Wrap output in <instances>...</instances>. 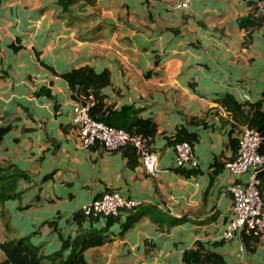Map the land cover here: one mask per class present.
<instances>
[{"label":"crops","instance_id":"crops-1","mask_svg":"<svg viewBox=\"0 0 264 264\" xmlns=\"http://www.w3.org/2000/svg\"><path fill=\"white\" fill-rule=\"evenodd\" d=\"M180 1L79 0L63 11L56 0H0V125H9L0 171L16 178V194L0 201V240L28 235L49 253L80 228L117 233L141 210L121 234L87 247L85 264H182L196 239L220 255L207 264H264V231L247 245L239 232L221 237L231 215L226 185L245 177L224 162L242 114L255 104L264 110V12L253 16L255 0ZM82 64L109 70L101 92L111 108L132 105L154 121V174L138 158L131 164L124 148L77 144L74 100L59 73ZM42 86L51 96L35 93ZM223 94L239 114L217 101ZM178 128L195 167L174 164ZM6 179L0 174V184ZM109 190L142 204L109 222L78 223L74 213Z\"/></svg>","mask_w":264,"mask_h":264},{"label":"trees","instance_id":"trees-1","mask_svg":"<svg viewBox=\"0 0 264 264\" xmlns=\"http://www.w3.org/2000/svg\"><path fill=\"white\" fill-rule=\"evenodd\" d=\"M79 0H56V3L63 11L68 10L69 5L78 2ZM86 3H92L93 0H82ZM245 18H241L240 25L244 26ZM65 80L67 87L70 90V96L73 100L84 103L88 95L92 97V104L88 107V113L95 119L101 120L107 124L124 129L130 134L140 135L144 138L146 147L150 148V138L155 131V123L150 117H141L137 115V108L132 105H122L118 109L111 108L105 102V95L101 92V88L110 83L109 70L103 67L95 70L88 64L71 67L59 73ZM36 94L43 93L46 96H51L47 87H40ZM217 101L224 106L230 107L235 116L241 112V108L227 94L220 95L216 98ZM264 103V93L261 98ZM243 121L257 128L262 134V142L260 149L264 148V110L256 104L252 109L242 114ZM9 125H0V140L4 133L8 130ZM179 128L176 130L178 139H186L184 134L180 133ZM124 154L129 158V162L133 164L137 162V153L135 149L128 145L124 147ZM133 159V160H132ZM177 170L187 173L188 170H183L176 167ZM262 184H264V174H260ZM13 177L9 182L0 184V201L5 198L14 196L16 193L12 191ZM142 211L128 214L122 228L117 233L108 231L105 227L102 228H80L72 238H65L60 248L49 252L42 253L39 247L33 245L29 241L28 235L18 236L13 239L0 240V250L3 253V258L0 259V264H85L83 251L90 246L101 244L105 241H110L114 236L121 234L128 228L138 217ZM85 216L81 209L74 213V217L79 223ZM99 217V216H87ZM108 222L111 215L103 216ZM244 245L257 240V235L247 236L245 233L241 235ZM182 264H207L217 263L220 261V255L217 252L207 249L200 240H194L192 245L182 251Z\"/></svg>","mask_w":264,"mask_h":264},{"label":"built area","instance_id":"built-area-1","mask_svg":"<svg viewBox=\"0 0 264 264\" xmlns=\"http://www.w3.org/2000/svg\"><path fill=\"white\" fill-rule=\"evenodd\" d=\"M188 0L178 2L179 7L187 6ZM253 16L264 12V0H255ZM247 97V95H244ZM92 97L87 100H74L71 121L74 124L76 142L87 147L98 143L106 150L132 146L138 156L140 166L147 173L154 174L157 155L146 147L142 136L130 134L122 128L95 119L88 113ZM262 134L252 125L244 124L236 138L232 157L224 162V167L234 175L245 173L242 181H232L226 185L231 196V215L221 237L230 239L236 232L247 236L264 231V184L260 174H264V148L261 150ZM174 164L195 167L192 144L186 139L174 143ZM142 204L139 198L124 196L115 190L102 192L81 206L85 216H117L123 210H131Z\"/></svg>","mask_w":264,"mask_h":264},{"label":"rangeland","instance_id":"rangeland-1","mask_svg":"<svg viewBox=\"0 0 264 264\" xmlns=\"http://www.w3.org/2000/svg\"><path fill=\"white\" fill-rule=\"evenodd\" d=\"M246 124H249L248 122H245ZM11 170H1L0 171V174H3L4 176H6L7 177V181L9 182L10 181V177H8V176H11L10 174H11V172H10ZM11 179H12V177H11ZM263 232V231H262ZM262 232H260L258 235H260ZM257 235V236H258ZM1 252V251H0ZM3 253H1V255H0V258H3Z\"/></svg>","mask_w":264,"mask_h":264}]
</instances>
